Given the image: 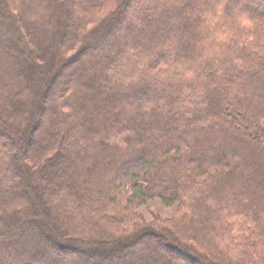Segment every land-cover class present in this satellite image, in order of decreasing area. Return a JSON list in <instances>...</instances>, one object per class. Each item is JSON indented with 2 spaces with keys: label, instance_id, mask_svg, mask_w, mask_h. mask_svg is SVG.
<instances>
[{
  "label": "trees",
  "instance_id": "obj_1",
  "mask_svg": "<svg viewBox=\"0 0 264 264\" xmlns=\"http://www.w3.org/2000/svg\"><path fill=\"white\" fill-rule=\"evenodd\" d=\"M261 43L264 0H0V264H264Z\"/></svg>",
  "mask_w": 264,
  "mask_h": 264
},
{
  "label": "rangeland",
  "instance_id": "obj_2",
  "mask_svg": "<svg viewBox=\"0 0 264 264\" xmlns=\"http://www.w3.org/2000/svg\"><path fill=\"white\" fill-rule=\"evenodd\" d=\"M123 26L127 27L126 23H124ZM254 48L259 54H264V44H262V43L258 44V46H255ZM70 71H71V68H65L64 71H62L64 78L68 76ZM57 80H58V82H57L58 84L57 85L59 87V86H61L63 84V80L62 81L60 79H57ZM46 105L47 104H45V102H43L41 104V106H43V107L46 106ZM37 119H36V121H37L36 126L31 130L32 131L31 132V137H30L31 140L36 139V137L38 135V130L37 129H38L40 123H41V119H40V117H38ZM57 166H61V165H57ZM249 166H250V168H252L254 170V179L257 182V186L259 188L258 191L260 193H263L264 192V168L259 166L256 162L249 163ZM32 200H34V197H32ZM175 210H176V204L175 203L167 205V204H164L159 198H152V199L147 200L144 204H141L137 208V213L139 214L140 219H142L144 222H150V221H152V220H154L156 218H159V219L170 218L175 213ZM59 217H57L58 221L56 220V218H54L52 220V223L58 222V224H59V226H57L58 230H60L62 228L61 224H62V221H63L61 219V217L60 218ZM40 219H41V217H40ZM142 220H138V222H140ZM40 222H43V221H40ZM51 225H53V224H51ZM43 229H44V231H45V233L47 235H50V236L54 237V235H52L53 232L50 229V225L48 224V221L43 222ZM146 241H148V245H152L153 244L152 240H149L148 238H146ZM54 248H55L54 252L56 253L57 246L54 247ZM137 251H135L133 249L127 250L126 254L128 256L138 257L140 255V253H141V249H139ZM126 257L127 256H123L122 258L118 259L117 256H114L111 259L112 260H117V261L122 259L123 261H125L127 259ZM107 261H109V260L106 259L103 262L104 263H110L111 262V261L110 262H107ZM119 263H121V262H119ZM132 263H130V264H132ZM134 263H135V261H134ZM117 264H118V262H117Z\"/></svg>",
  "mask_w": 264,
  "mask_h": 264
}]
</instances>
